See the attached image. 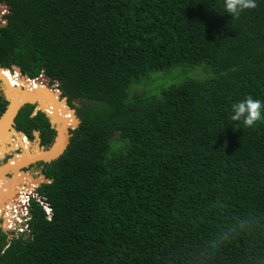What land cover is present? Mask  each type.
<instances>
[{"label":"trees","instance_id":"16d2710c","mask_svg":"<svg viewBox=\"0 0 264 264\" xmlns=\"http://www.w3.org/2000/svg\"><path fill=\"white\" fill-rule=\"evenodd\" d=\"M0 1V66L58 80L80 119L42 163L50 214L32 198L0 264H264V106L254 127L231 119L249 95L264 105V0L239 17L225 0ZM175 66L206 74L146 89ZM34 108L16 127L48 145Z\"/></svg>","mask_w":264,"mask_h":264},{"label":"water","instance_id":"95a60500","mask_svg":"<svg viewBox=\"0 0 264 264\" xmlns=\"http://www.w3.org/2000/svg\"><path fill=\"white\" fill-rule=\"evenodd\" d=\"M9 10L10 5L6 3V1L0 2V10L1 9ZM7 20H5L6 22ZM3 70H13L14 72L18 73V79L21 80L25 79V81H35L37 79H41L44 83V87H37L33 86L32 83L29 84L31 87H27L28 84L21 83V84H15V86L20 87L21 89V98L22 101H16L10 99L6 94V89L4 90V84L1 78L0 74V90L1 94L3 95L4 99L7 100L8 104L3 111V113L0 116V148H6L10 149V147H7L8 141L5 139L7 137L6 134L8 132H18L21 133L23 136V132L21 130H16L14 128L15 125V117L18 114V111L20 108L26 104H34L35 108L33 110L34 115L37 113V111H42L45 113L50 126L54 129V136L50 144L47 146L40 144V136L39 132L37 130L33 131V134L35 135V141L29 140L31 143L27 150H24V146L18 145V147L22 148V153L14 157L11 161L3 163L0 165V209H4L7 203L14 202L17 197V191L20 185L23 183L25 184L26 181V173L21 172L15 176V174L11 178L6 177V173L13 172L17 173L18 169L21 167H26L31 163H34L36 161H42V162H51L55 159H57L60 155L63 154L65 149L67 148L70 137H71V130L74 129L80 122V119L77 117L75 110L71 108L68 103L67 99L64 96H61V91L58 88L59 81L54 80L53 83H50L51 79L42 72L37 77H29L26 74H23L20 70V67L17 65H12L9 68H4L0 66V71ZM52 84V85H50ZM6 85V84H5ZM47 101V104L54 105V108L56 110V113L50 114L44 109V103ZM62 104L65 105L66 109L70 111L72 114L73 123L71 125L64 124L69 123L70 119H65L59 116L58 110L61 108ZM15 144L13 141H9ZM32 147V148H30ZM5 149V150H6ZM5 151V152H8ZM4 152V153H5ZM4 153H0V157H3ZM39 179H37L35 182L32 180V184L34 186L39 185L41 182H50L51 180L49 178H46L43 174L39 175ZM31 182V181H30ZM29 182V184H30ZM7 188L10 193L7 194V197L3 196L4 191L1 188ZM33 190V189H31ZM6 191V190H5Z\"/></svg>","mask_w":264,"mask_h":264},{"label":"built area","instance_id":"2783aa9c","mask_svg":"<svg viewBox=\"0 0 264 264\" xmlns=\"http://www.w3.org/2000/svg\"><path fill=\"white\" fill-rule=\"evenodd\" d=\"M9 10H6L3 8L0 11L8 13ZM5 20H7V18L2 20L3 24L1 25V27L7 23V21L5 22ZM22 188L24 190V195L17 196L19 198L18 200H20L19 206L12 205L9 208V211L7 212L9 214L8 218H5L7 214L6 212H3V215L0 214V228L2 232H4L7 235L8 240H10L11 238H16L19 235L23 236L24 238H29L30 226L28 224V220L30 218V211H29L30 210V201H29L30 196L34 197L37 201H39L48 214H50L51 212V208L48 205V203L43 201V198L34 191L35 186L33 190H30V188H27L31 192L30 196L26 193L27 192L26 188L25 187H22ZM20 210L22 212H19ZM18 213L22 215L23 217L22 219L18 216ZM5 220H7L6 226H5Z\"/></svg>","mask_w":264,"mask_h":264},{"label":"clouds","instance_id":"9594fccd","mask_svg":"<svg viewBox=\"0 0 264 264\" xmlns=\"http://www.w3.org/2000/svg\"><path fill=\"white\" fill-rule=\"evenodd\" d=\"M225 10L231 17H239L246 9L256 8V0H225ZM262 102L251 95L232 105L231 119L242 121L245 127H254L261 119Z\"/></svg>","mask_w":264,"mask_h":264},{"label":"bare ground","instance_id":"6f19581e","mask_svg":"<svg viewBox=\"0 0 264 264\" xmlns=\"http://www.w3.org/2000/svg\"><path fill=\"white\" fill-rule=\"evenodd\" d=\"M0 74H1V78H2L3 84L5 86L4 90L6 89L7 96L10 99H12V100L22 101V98H21L22 94H21L20 87H17L15 85H12L11 83H9L8 79L4 76L3 71H0ZM18 83L19 84H21V83L28 84V86H27L28 88L31 87L32 83L34 84L33 86H37V87H44L45 86V83L41 79H37V80L32 81V82L31 81L30 82L29 81H25V79H22L21 82H20V80L18 79ZM29 84H31V85H29ZM61 106L62 107L59 108V110H58L59 116L62 117V118H65V119H70L69 123L65 122L64 124L71 125L73 123L72 114L70 113V111L68 109H66L64 104H62ZM44 109L50 114H54V112L56 113L54 105L47 104V101H45V103H44ZM12 132L13 131H10V132H8V134H6L7 135V137L5 138V139H7L6 141H8V142L10 141V135L13 134ZM14 133L21 140V142H19V140H18L17 142H15V144H18V145L20 144V145L24 146V150H27L28 147L30 146V144L27 143L26 141L22 142L23 135L21 133H18V132H14ZM11 148L13 149V147H11ZM5 149L6 148H0V153H4L5 151L8 150V149H6V150ZM1 189L2 190H6V191H4L3 196L7 197V194L10 193V191L7 188H5V187H3ZM17 194L19 196H23L24 195V190H23L22 187H19V190H18ZM18 199L19 198L16 197V200L14 202L7 203L4 209H0V214L3 213L7 208H10L12 205L13 206H19L20 200H18Z\"/></svg>","mask_w":264,"mask_h":264},{"label":"flooded vegetation","instance_id":"af4514ba","mask_svg":"<svg viewBox=\"0 0 264 264\" xmlns=\"http://www.w3.org/2000/svg\"><path fill=\"white\" fill-rule=\"evenodd\" d=\"M9 13V12H8ZM7 12H1L0 11V27H1V25L3 24L2 23V20L3 19H5L6 18V15L8 14ZM13 73H14V71L13 70H11ZM33 113V112H32ZM35 115V114H34ZM16 118V117H15ZM14 121H15V119H14ZM51 127V126H50ZM14 128L16 129V130H19V129H17V127H16V121H15V125H14ZM52 128V127H51ZM53 129V128H52ZM22 131V130H21ZM38 131V130H37ZM23 132V134H24V136L22 137V142H27V143H29V144H31L30 142H29V140H31V141H33V139H35V135L33 134V132H32V137H29V136H27L26 135V133H24V131H22ZM39 132V131H38ZM12 133H14V132H12ZM15 134V133H14ZM39 136H40V134H39ZM10 138H12V139H10L11 141H14L15 142V137L14 136H12V135H10ZM8 145H7V147H10V149L8 150V152H5L4 153V155H3V157H0V165L1 164H3V163H6V162H9V161H11L14 157H17V156H19L21 153H22V148L21 147H18V144H14V143H12V142H8L7 143ZM45 146H47V145H45ZM11 147H13V149L11 148ZM30 148H32V147H30ZM42 163H47V162H42V161H36V162H34V163H31V164H29L28 166H26V167H21V168H19L18 169V172L17 173H13V172H8V173H6V177L7 178H11L14 174H15V176L17 175V174H19V173H21V172H24V173H26V175H27V177H26V179H25V181H26V183L24 184H22V185H20V187H25L26 188V190H27V194L30 196V194H31V192L27 189L28 188V186H29V188H30V190L31 189H34V185L32 184V180L33 181H35V180H37V179H39L40 177H39V175L40 174H43L44 176H45V174H44V172H43V165H42ZM46 177V176H45ZM47 178V177H46ZM31 181V182H30ZM29 182H30V184H29ZM44 183H46V182H41V183H39V185H37V186H35V189H34V191L37 193V188L39 187V186H41L42 184H44ZM3 191H5V190H3ZM17 192H18V190H16ZM38 194V193H37ZM32 198H34V197H29V201L32 199ZM9 211V208H7L4 212H8ZM2 215H3V213H1ZM9 217V214L7 213L6 214V216H5V218H8ZM29 221V220H28ZM1 223H2V221H1ZM7 225V220H5V226ZM0 231H2L1 230V228H0Z\"/></svg>","mask_w":264,"mask_h":264},{"label":"rangeland","instance_id":"374dc122","mask_svg":"<svg viewBox=\"0 0 264 264\" xmlns=\"http://www.w3.org/2000/svg\"><path fill=\"white\" fill-rule=\"evenodd\" d=\"M206 73L194 68L191 69H182L180 66H175L172 70L162 74V73H156V77L154 79V82L147 86V90L153 91L156 90V88H160L163 85H167L168 83L179 80L184 75L186 76H195V77H201L204 76ZM54 84V83H53ZM52 85V84H50ZM138 91L144 88L141 86L139 88H136ZM12 139V138H10ZM35 141V139H33ZM14 142V141H13ZM36 181V180H35ZM34 181V182H35ZM29 188V186H28ZM19 212H22L21 210ZM18 216L22 219V215L18 213Z\"/></svg>","mask_w":264,"mask_h":264}]
</instances>
